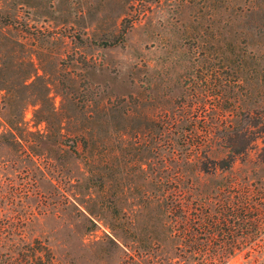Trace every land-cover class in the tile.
<instances>
[{"label": "rangeland", "instance_id": "obj_1", "mask_svg": "<svg viewBox=\"0 0 264 264\" xmlns=\"http://www.w3.org/2000/svg\"><path fill=\"white\" fill-rule=\"evenodd\" d=\"M229 179L264 187V0H0V264H264L197 204Z\"/></svg>", "mask_w": 264, "mask_h": 264}, {"label": "trees", "instance_id": "obj_2", "mask_svg": "<svg viewBox=\"0 0 264 264\" xmlns=\"http://www.w3.org/2000/svg\"><path fill=\"white\" fill-rule=\"evenodd\" d=\"M208 131V128H206L205 132L207 133ZM61 135L63 136L64 133L61 132ZM185 137H188V135H185ZM187 141L188 140H186L185 142ZM197 146L200 147V144L197 143ZM229 147L230 149L228 152V156L212 160L211 162H199L200 170H203L204 172H207L209 174H214L218 169H221L222 171L231 169L234 166L236 157L242 152V150H240L241 148L238 149L236 146L235 148H233L232 144ZM185 181L188 184L185 183ZM182 182L184 185H182ZM200 183L201 178H199V176L189 177L187 180H178L175 188L173 189L171 194L168 195L166 202L168 204L177 205L179 208H181V205L191 200L190 198L186 199L185 195L189 194V196L191 197L195 196V192L193 190H195V188L199 189L198 184ZM252 185H254V187H252ZM187 187L191 189L190 193H186ZM201 188L202 189L198 191L196 195V199L198 200L197 204L214 202L216 203V205L219 204L218 207L223 212H232L231 218L226 215L222 217V222L224 223V225L227 224L226 221L229 219L234 224L233 226L238 228L237 231L239 233L258 234L264 231V187H258L253 183L251 185L243 184L241 182H236L232 179H229L224 183L221 181V183L212 186V188L203 186ZM227 228L228 226H225L226 230ZM228 229V231L232 233V228ZM213 233L214 232L212 230H208L205 233L207 234V242H210L211 239H213ZM189 235L195 237L194 232ZM35 242L39 243V240H35ZM235 244L241 245V242L235 241L233 245ZM46 249L48 252V258L51 261L53 258L51 250L48 246H46ZM31 251L36 252L39 251V249L36 248L34 244H31ZM208 260L212 262L215 261L214 258H209ZM219 260L225 261L223 259ZM49 264H52V262H49Z\"/></svg>", "mask_w": 264, "mask_h": 264}]
</instances>
